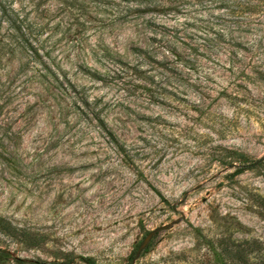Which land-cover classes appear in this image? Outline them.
Segmentation results:
<instances>
[{
    "label": "rangeland",
    "instance_id": "1",
    "mask_svg": "<svg viewBox=\"0 0 264 264\" xmlns=\"http://www.w3.org/2000/svg\"><path fill=\"white\" fill-rule=\"evenodd\" d=\"M263 209L264 0H0L7 264L255 263Z\"/></svg>",
    "mask_w": 264,
    "mask_h": 264
},
{
    "label": "trees",
    "instance_id": "2",
    "mask_svg": "<svg viewBox=\"0 0 264 264\" xmlns=\"http://www.w3.org/2000/svg\"><path fill=\"white\" fill-rule=\"evenodd\" d=\"M100 123L102 124V121L100 120ZM261 217L264 219V209L263 211H261ZM246 244H242V245H235L233 248V252H232V260H234L235 264H264V255H262L260 258H256V262H250L248 261V258L245 256L247 253V255H252V254H256L259 253L261 254L259 251H262L261 248L258 247V249L256 250H250L249 252H247L244 248H245ZM9 261V257L8 255L3 252L0 251V264H7Z\"/></svg>",
    "mask_w": 264,
    "mask_h": 264
},
{
    "label": "water",
    "instance_id": "3",
    "mask_svg": "<svg viewBox=\"0 0 264 264\" xmlns=\"http://www.w3.org/2000/svg\"><path fill=\"white\" fill-rule=\"evenodd\" d=\"M153 233H150L149 236H151Z\"/></svg>",
    "mask_w": 264,
    "mask_h": 264
}]
</instances>
